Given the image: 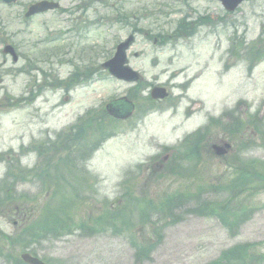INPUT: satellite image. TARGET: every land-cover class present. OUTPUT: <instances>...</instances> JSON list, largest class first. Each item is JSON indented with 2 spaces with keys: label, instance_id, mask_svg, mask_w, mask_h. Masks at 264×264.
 Instances as JSON below:
<instances>
[{
  "label": "rangeland",
  "instance_id": "374dc122",
  "mask_svg": "<svg viewBox=\"0 0 264 264\" xmlns=\"http://www.w3.org/2000/svg\"><path fill=\"white\" fill-rule=\"evenodd\" d=\"M34 1L19 0L10 7L0 2V26L12 33L13 40L23 43L21 51L28 61V74L4 77L5 92L0 89V264H23L19 260L23 252L36 254L47 264H205L238 243L264 244L263 190L251 195L254 211L239 223L236 232L226 229L219 216L191 211L197 205L193 201L175 203L156 224L163 226L162 231L147 233L144 244L148 240L158 244L150 255L141 257L132 246L133 241H140L134 232L138 227L132 218L134 210L124 213L133 226L121 233L103 221H90L89 229L81 226L88 217L94 219L107 210L124 208L117 184L130 166H134L128 173L131 177L123 187L140 185L129 197L143 196L139 193L151 175V163L169 150L175 152L174 161L185 159L190 152L183 153V138L210 123L211 116L214 121L206 132L210 137L205 146L228 144L226 154L215 158L203 145L200 162L195 163L187 179L179 175L180 163L169 161L147 183L156 203L179 191L188 197L194 191L196 198L199 188L222 185L227 173L229 177L234 175L232 170L227 172V162L236 164L242 158L264 165V0H246L233 12L213 0H52L59 3L58 11L23 21L24 8ZM198 15L208 16L209 23L194 27ZM182 18L189 20L188 29L196 28L191 36L185 37L177 26ZM159 33L163 39L157 36ZM130 35L135 40L130 51H137L139 57L128 54L129 64L141 74L144 88L153 83L172 86L177 107L147 114L143 122L133 117L107 127L111 137L84 165L95 179L73 191L79 199L86 195L89 205L80 204L71 212L69 225L68 214L54 218L45 211L53 194L52 184L44 175L49 155L56 148L64 153L78 134L82 136L85 123L71 135L72 141L66 140L70 136L63 137V131L79 116L87 110L100 112L111 98L127 93L131 84L107 76L100 64L112 56L119 41ZM15 66L21 67L22 62ZM86 69L93 73L84 75ZM71 73L77 75L74 87H64ZM186 81L190 83L183 89ZM177 84L179 88H175ZM144 88L140 96L146 94ZM63 93L69 94V102L62 103ZM36 94L31 103L30 98ZM3 95L10 100L4 101ZM22 97L25 99L21 101ZM234 106V116L243 122L245 114H252L249 120L258 128L256 136L232 135V129H225L229 123L225 111ZM35 142L42 143L40 154L49 156L42 163L36 153L29 152ZM193 145L197 148L196 142ZM32 166L36 169L24 172ZM173 168L178 173L170 172ZM134 172L139 183L131 179ZM230 182L228 179L225 184ZM212 191L215 193L204 189L201 197L218 205L222 196ZM23 195L26 201L21 199ZM116 200H122L117 207ZM19 206L26 209V215L21 216ZM35 214L42 217L41 223L47 218L61 234L42 237L39 230L24 238L23 230ZM177 216L182 217L173 221ZM123 221L126 219L118 218V222Z\"/></svg>",
  "mask_w": 264,
  "mask_h": 264
},
{
  "label": "trees",
  "instance_id": "16d2710c",
  "mask_svg": "<svg viewBox=\"0 0 264 264\" xmlns=\"http://www.w3.org/2000/svg\"><path fill=\"white\" fill-rule=\"evenodd\" d=\"M249 119L250 117H247L246 122H241L238 119H233L232 123L225 125V129H232V132L229 133L232 135H234L235 133H237V135H240L241 133L246 132L249 135L250 130L251 133L258 132V128L254 123L250 124ZM234 129L235 132H233ZM94 144L95 143L88 144L86 139H76L75 143L73 144L75 148L73 150H70V154H75L77 150L81 151V148H84L85 150L74 157L72 165H75V162L78 160V158L86 157ZM186 147L187 149L184 152L189 151L190 154L183 160L173 161L175 165H178L180 163V165L178 166L179 175L183 176L182 173H187L186 178H188L189 176H191V171L193 169V166L195 165L193 159L198 157V151L194 145H187ZM236 164L238 165V178L228 183L225 188H221L222 190H227L230 195L221 207V212H219V219L221 220L222 224L230 231L236 229L239 223H242L246 219V217L254 211L255 204L251 203V195L259 190L264 191V165L261 162H243L241 160H237ZM178 170L173 168L170 170V172L178 173ZM67 172L72 176V178L70 179L67 177H61L56 181L52 188L53 194L51 196L50 202L45 206V211L50 212L54 218H62L61 216H63L64 214H68L70 216V218L67 219L68 223L69 225H72L71 212L76 210L80 206V204H82V199H84V197H82L81 199L76 197L75 194H73V191L79 187L85 188L86 182L85 178H82V176L80 175L78 169L74 171V167H70ZM153 177L155 176L149 175L146 182L149 183L148 180ZM133 179L135 180L136 178ZM125 187L126 191L122 199L125 203L124 208H118L120 210L117 212L107 210L105 214H102L100 216V221L102 219L103 222H107L106 226L112 228L113 230L119 231L125 228L130 229L133 226L129 225V220L131 218L126 217L124 213H130L132 210H134L135 212L133 214L137 216V221L141 224H147L151 222V217L155 214L158 217L157 220H160L165 215V213L169 211L172 205L177 203V201L182 198V194L177 193L176 195H171L170 198H162L159 203H156L153 200L154 197L147 193L148 190L146 188L141 190V192L139 193L143 194V196L140 195V198H134L129 197V195L135 193L134 191L139 189L140 186H133L132 188H129L128 186ZM146 195H148L149 197L147 196L143 199V197ZM241 197H243L242 200L240 199ZM194 198L195 197L191 199ZM149 202H153L156 205V208ZM196 203L199 204L198 201ZM208 208L210 210L214 209L210 205H208ZM22 214L26 215L25 212ZM118 218H125L126 221L118 222ZM41 222V216L31 219L27 225V228L23 230V237L30 238L33 232H38L39 230H42L43 232L39 234L42 237L46 236L47 234H61L59 231L54 230L55 225L47 218H44L43 223ZM153 224H156L155 221ZM81 225L86 228L85 222L81 223ZM68 231H70V229H68ZM38 240L39 239H37L36 241ZM259 246L260 244L257 243H244L236 245L222 251L216 259L210 261L207 264H264V251L261 250ZM140 248V251L136 254L137 257L146 255L148 251L145 247Z\"/></svg>",
  "mask_w": 264,
  "mask_h": 264
},
{
  "label": "water",
  "instance_id": "95a60500",
  "mask_svg": "<svg viewBox=\"0 0 264 264\" xmlns=\"http://www.w3.org/2000/svg\"><path fill=\"white\" fill-rule=\"evenodd\" d=\"M6 2H10L13 0H4ZM225 9L227 10H233L237 4L242 0H220ZM55 4L46 3V2H40L30 7V11L28 13H35L39 11H44L47 8H53L55 7ZM131 41V38H129L124 43H121L117 46L116 52L110 60L105 62L103 64V67L107 68L109 73L113 76L124 79V80H132L135 79L136 75L134 72H132L129 68L123 66L125 62V55L124 50L127 48L129 42ZM154 93V94H153ZM153 97H164L165 94L162 92V90H154L152 92ZM217 154H223L225 151L222 148L216 149ZM21 258L23 261H25L28 264H43L39 260H37L34 257L29 256L28 254L21 255Z\"/></svg>",
  "mask_w": 264,
  "mask_h": 264
},
{
  "label": "flooded vegetation",
  "instance_id": "af4514ba",
  "mask_svg": "<svg viewBox=\"0 0 264 264\" xmlns=\"http://www.w3.org/2000/svg\"><path fill=\"white\" fill-rule=\"evenodd\" d=\"M3 43H5V42H3ZM3 43H1V44H3ZM1 44H0V45H1ZM12 46H13V48L15 49V51H16V53H17L18 61L21 60V59H23V58H24V55L21 54L20 51H19V47L22 48V47H23V43L20 42L19 46H18L17 44H14V45H12ZM18 51H19V52H18ZM6 57H7V56H5V57L2 58V60H1V65L5 64V62L7 61V60H6ZM4 60H5V62L3 63ZM1 65H0V67H1ZM0 69L2 70V68H0ZM2 71H3V70H2ZM19 71L22 72L23 69H19Z\"/></svg>",
  "mask_w": 264,
  "mask_h": 264
}]
</instances>
